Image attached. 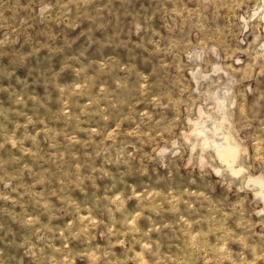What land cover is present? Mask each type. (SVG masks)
Wrapping results in <instances>:
<instances>
[{"label":"rangeland","instance_id":"1","mask_svg":"<svg viewBox=\"0 0 264 264\" xmlns=\"http://www.w3.org/2000/svg\"><path fill=\"white\" fill-rule=\"evenodd\" d=\"M0 264H264V0H0Z\"/></svg>","mask_w":264,"mask_h":264},{"label":"bare ground","instance_id":"2","mask_svg":"<svg viewBox=\"0 0 264 264\" xmlns=\"http://www.w3.org/2000/svg\"><path fill=\"white\" fill-rule=\"evenodd\" d=\"M207 127L214 130L217 133L215 138V146L219 155L221 156H233L239 151L240 147L232 138L231 134L224 130L219 122H213L206 119Z\"/></svg>","mask_w":264,"mask_h":264}]
</instances>
